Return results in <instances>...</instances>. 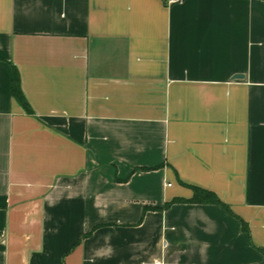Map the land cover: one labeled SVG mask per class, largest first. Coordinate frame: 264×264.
<instances>
[{
    "label": "crops",
    "instance_id": "crops-1",
    "mask_svg": "<svg viewBox=\"0 0 264 264\" xmlns=\"http://www.w3.org/2000/svg\"><path fill=\"white\" fill-rule=\"evenodd\" d=\"M0 264H264V0H0Z\"/></svg>",
    "mask_w": 264,
    "mask_h": 264
},
{
    "label": "trees",
    "instance_id": "trees-1",
    "mask_svg": "<svg viewBox=\"0 0 264 264\" xmlns=\"http://www.w3.org/2000/svg\"><path fill=\"white\" fill-rule=\"evenodd\" d=\"M11 95L20 104V106L24 109L25 112L33 113V110L28 101L26 100V97L21 89L20 76L14 66L12 67L11 75ZM192 190L193 195L191 198L187 199L188 201L218 203L227 210H229L228 206L221 202L220 199L213 192L195 186H192ZM242 228L247 230L245 223L242 224Z\"/></svg>",
    "mask_w": 264,
    "mask_h": 264
}]
</instances>
